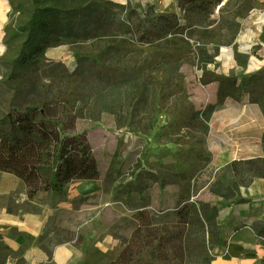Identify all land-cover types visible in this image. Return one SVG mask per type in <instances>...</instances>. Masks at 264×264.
I'll return each mask as SVG.
<instances>
[{
    "label": "rangeland",
    "instance_id": "rangeland-1",
    "mask_svg": "<svg viewBox=\"0 0 264 264\" xmlns=\"http://www.w3.org/2000/svg\"><path fill=\"white\" fill-rule=\"evenodd\" d=\"M53 1L61 9L98 6L95 0ZM103 1L135 10L141 29L172 9L169 0ZM7 3L15 16L5 29L0 133L7 130L1 124L7 113L23 114L42 105L49 119L59 118L79 132L101 131L103 137L94 138L97 162L110 167V173L106 176L103 168L98 179L104 189L101 202H117L119 213L104 210L100 220L105 228L111 224L121 247L124 230L137 225L143 229L133 233L134 249L125 260L117 258L119 248L111 253L90 249L84 264H203L215 238L192 225L190 206L201 204L209 210L216 195L210 194L208 184L223 179L225 172L209 166L204 147L211 109L204 97L211 88L201 89V77L217 67L218 76L228 73L231 58L224 59L223 67L214 58L232 47L235 18L250 8L251 0H197L179 12V32L151 44L137 41L126 11L116 8L119 20L105 30H87L86 41L51 36L29 54L22 49L18 28L34 10L33 0ZM26 58L33 64L26 65ZM17 61L25 66L17 68ZM10 72L13 79H8ZM140 171L154 175L149 188L144 187L149 180L138 177ZM122 212L125 216L119 217Z\"/></svg>",
    "mask_w": 264,
    "mask_h": 264
},
{
    "label": "crops",
    "instance_id": "crops-1",
    "mask_svg": "<svg viewBox=\"0 0 264 264\" xmlns=\"http://www.w3.org/2000/svg\"><path fill=\"white\" fill-rule=\"evenodd\" d=\"M169 3L170 13L178 16L177 1ZM242 10L244 13L235 18L232 47L214 58L221 67L224 59L231 58L225 77H249L264 69V0H251L250 8ZM218 69L210 72L220 75ZM208 88L211 85H201L204 92ZM209 91L205 104H220L205 122L209 166L220 170L234 161L264 157V117L260 108L250 103L251 96L219 101L217 91ZM103 194L100 180L73 181L61 193L48 191L37 201L27 195L16 175L0 170V264H84L90 249L111 253L117 248V258L125 260L134 249L133 233L143 229L137 225L124 230L121 247L110 232L111 224L105 228L100 220L104 210L119 213L117 202H101ZM240 195L245 202L235 205L224 203L218 196L210 199V206L217 210V234L216 243L208 249V264H264V237L260 234L264 179L241 189ZM124 216L122 212L119 217Z\"/></svg>",
    "mask_w": 264,
    "mask_h": 264
},
{
    "label": "trees",
    "instance_id": "trees-1",
    "mask_svg": "<svg viewBox=\"0 0 264 264\" xmlns=\"http://www.w3.org/2000/svg\"><path fill=\"white\" fill-rule=\"evenodd\" d=\"M176 1L179 12H183L185 6L191 8L197 0ZM95 2L98 5L96 8L61 9L53 0H33L34 10L29 13L27 21L18 28L23 38V51L29 54L38 50L37 45L41 46V43L51 36H57L59 40L74 38L77 41H86L89 36L87 30H105L119 20L113 13L116 8L126 11L130 32L133 30L134 34L138 35L137 41L140 44H151L180 31L179 18L175 14L157 15L141 29V20L135 10L129 9L128 6L118 7L103 0ZM16 10L19 17H22L20 10ZM25 62L28 66L33 64L32 58H26ZM15 64L19 69L25 66L22 61ZM13 77L14 73L10 72L8 79ZM201 85H211L210 90L217 91L219 101L225 98L238 100L249 94L250 103L256 104L264 117V69L239 79L234 76L203 73ZM252 85L257 89H253ZM219 105H209L211 109L205 122ZM45 111V105L26 108L23 114L13 110L1 121V124L7 127L6 131L0 133V151L6 148L5 157L0 159L4 166L1 171L16 175L27 195L35 197L37 201H41L48 191L61 193L64 187L73 181L98 180L104 168V165L97 162L94 143L95 137H103L101 131L79 132L65 125L59 118H47ZM206 133L207 128L205 135ZM221 171L225 172L224 178L215 179L208 184L210 194L220 197L224 203L230 205L241 204L245 200L240 195V189H247L255 180L264 179V157L234 161ZM104 172L106 176L110 173L109 164L105 166ZM140 175L149 180L144 187L149 188L155 183L153 174L140 171L138 177ZM190 207L194 213L192 225L197 231L202 235L206 232L209 238H216V208L206 210L201 204L197 208L194 205ZM260 234L264 237V224L260 225ZM202 243L205 245L204 240ZM189 260L190 255H187V261ZM209 261L210 257L203 264H208Z\"/></svg>",
    "mask_w": 264,
    "mask_h": 264
},
{
    "label": "bare ground",
    "instance_id": "bare-ground-1",
    "mask_svg": "<svg viewBox=\"0 0 264 264\" xmlns=\"http://www.w3.org/2000/svg\"><path fill=\"white\" fill-rule=\"evenodd\" d=\"M14 16L15 14L8 6L7 0H0V60L5 56L7 52V46L5 42V28L11 24L12 20L14 19ZM2 72L3 67L0 63V75L2 74Z\"/></svg>",
    "mask_w": 264,
    "mask_h": 264
},
{
    "label": "built area",
    "instance_id": "built-area-1",
    "mask_svg": "<svg viewBox=\"0 0 264 264\" xmlns=\"http://www.w3.org/2000/svg\"><path fill=\"white\" fill-rule=\"evenodd\" d=\"M243 190V189H242Z\"/></svg>",
    "mask_w": 264,
    "mask_h": 264
}]
</instances>
